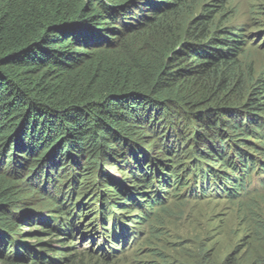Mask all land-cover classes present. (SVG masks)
Returning a JSON list of instances; mask_svg holds the SVG:
<instances>
[{
  "label": "trees",
  "instance_id": "obj_1",
  "mask_svg": "<svg viewBox=\"0 0 264 264\" xmlns=\"http://www.w3.org/2000/svg\"><path fill=\"white\" fill-rule=\"evenodd\" d=\"M198 8L0 0V264H73L77 236L123 245L139 229L119 222L128 205L140 226L171 188L235 200L251 174L264 184V68L240 60L252 34ZM87 195L94 221L79 214ZM240 252L203 249L196 264H243Z\"/></svg>",
  "mask_w": 264,
  "mask_h": 264
},
{
  "label": "rangeland",
  "instance_id": "obj_2",
  "mask_svg": "<svg viewBox=\"0 0 264 264\" xmlns=\"http://www.w3.org/2000/svg\"><path fill=\"white\" fill-rule=\"evenodd\" d=\"M193 2L199 6L198 9L203 4L220 5L222 11L216 17L217 22L246 26L252 36L240 58L243 68L253 74L264 68V0ZM110 173L120 177L121 172L113 170ZM260 178L257 174H251L250 178L245 179L247 188L235 200L216 199L214 196L186 197L182 192H179L181 195L178 197H171V188L166 190L171 195L164 196L167 199L164 206L155 210L140 226L132 223L141 214L139 208L128 205L127 212L131 217L119 222L139 229L123 245L109 240L103 243L96 234L91 238L77 236L75 241L71 240L72 248L65 252L73 254V264H196L199 252L203 249H211L215 261H220L234 249H241L243 264L258 257L264 258V239L255 231L260 223L264 225V184ZM106 190L114 192L115 189L109 184ZM83 203L85 207L81 209L80 216L85 214L86 221L98 219L96 210L101 206L99 197L87 195ZM33 230L34 227H27L21 232L26 234ZM84 230L86 232L87 229ZM34 231L38 232L39 227ZM37 235L25 237L30 238L31 244L45 240ZM60 256L64 254L60 253L58 258Z\"/></svg>",
  "mask_w": 264,
  "mask_h": 264
}]
</instances>
